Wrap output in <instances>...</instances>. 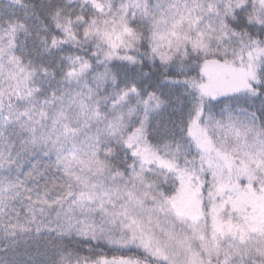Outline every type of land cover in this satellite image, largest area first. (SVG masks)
Listing matches in <instances>:
<instances>
[{
	"label": "snow or ice",
	"instance_id": "1",
	"mask_svg": "<svg viewBox=\"0 0 264 264\" xmlns=\"http://www.w3.org/2000/svg\"><path fill=\"white\" fill-rule=\"evenodd\" d=\"M0 264H264V0H0Z\"/></svg>",
	"mask_w": 264,
	"mask_h": 264
}]
</instances>
